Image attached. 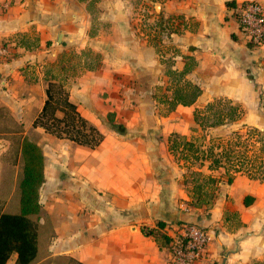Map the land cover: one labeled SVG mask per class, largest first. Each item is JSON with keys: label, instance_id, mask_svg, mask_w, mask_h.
Masks as SVG:
<instances>
[{"label": "crops", "instance_id": "1", "mask_svg": "<svg viewBox=\"0 0 264 264\" xmlns=\"http://www.w3.org/2000/svg\"><path fill=\"white\" fill-rule=\"evenodd\" d=\"M242 1L0 0L7 6L0 8V46L10 50L0 56V187L5 169L20 170L23 140L37 143L40 202L55 232L39 264L59 255L77 264H168L166 246L141 230L159 221L169 234L180 221L208 229L212 239L194 264H264V178L239 172L228 183L225 168L204 164L217 181L206 185L207 203L191 206L168 142L172 134L192 139L196 103L219 97L264 131V44L243 37L233 15ZM86 47L99 63L67 89L104 134L94 148L35 124L47 99L46 66H56L65 49ZM185 83L202 90L196 102L160 113L149 90L170 91V106ZM16 261L14 253L6 264Z\"/></svg>", "mask_w": 264, "mask_h": 264}, {"label": "trees", "instance_id": "2", "mask_svg": "<svg viewBox=\"0 0 264 264\" xmlns=\"http://www.w3.org/2000/svg\"><path fill=\"white\" fill-rule=\"evenodd\" d=\"M90 66L88 69H94ZM47 99L42 111L36 117L35 124L47 132L60 138H68L79 144L92 148L98 146L104 134L91 124L78 111L77 106L70 100L67 86L50 79L46 88ZM202 90L197 85L185 83L173 91V101L170 108L178 104L190 106L196 102ZM61 112L62 116H58ZM112 115V114H109ZM194 121L198 128L205 130L208 127H217L242 120V109L224 97L214 98L204 106L196 107L193 112ZM63 124V125H61ZM245 139L248 141L245 150H236L245 145V139L240 131H234L235 136L225 138L211 137V145L204 148L194 139L185 135L172 134L169 139V150L176 156V149L182 145L180 158L185 162L182 165L188 171L194 161H209L210 169L225 168L226 182L231 183L235 175L243 172L246 160H252L248 153L252 151L254 158H262V170L258 178H264V138L259 136V130L248 129ZM175 135V136H174ZM173 136L176 137L173 139ZM218 142V143H216ZM215 149H219L217 152ZM261 154V155H260ZM255 161L254 159L252 160ZM21 167L18 173L12 170L10 175L3 177L0 187V264H6L14 253L17 254V264H39L43 255L41 239L43 230L51 229L55 235L52 221L47 210L40 202V188L44 183V154L41 147L28 139H24L21 148ZM261 168V166H259ZM250 171V169H248ZM187 171V170H186ZM192 176L196 180L192 193L196 195L191 206L200 207L202 202L207 203L209 192L208 183H215L217 178L203 173L201 168L183 173L184 182ZM254 177L253 175H249ZM204 181V182H203ZM208 197V198H207ZM194 203V204H193ZM166 223L159 221L157 227H141L142 232L153 237L160 247L167 246L170 236L167 234ZM48 255V254H47ZM74 259L69 256H55L46 260V264H60V261Z\"/></svg>", "mask_w": 264, "mask_h": 264}, {"label": "rangeland", "instance_id": "3", "mask_svg": "<svg viewBox=\"0 0 264 264\" xmlns=\"http://www.w3.org/2000/svg\"><path fill=\"white\" fill-rule=\"evenodd\" d=\"M59 61L58 64L56 66H46L45 71H46V77L49 79H52L53 81L57 82V83H62L64 85H66L67 87L70 86V84L72 83L73 80L76 79L77 76H79L82 71H85L88 67L90 66H96L99 63V53L95 50H93L91 47H86L81 53H76V51L74 49H65L64 51H61L59 53ZM62 59V62H61ZM170 78L173 79V81H176L174 76H170ZM126 82V81H125ZM150 94L152 96L155 97V99L158 100V110L160 111V113L163 114H167L168 112H170L171 108L170 106L167 104L166 100H164L166 98V96L168 94H170V91H166L164 90L163 86H156L155 88H153L152 90H149ZM129 92V91H127ZM209 101H211L210 99L208 101H199L196 103V107L197 106H204L205 104H207ZM58 116H62L61 112H57ZM109 119V118H108ZM110 121V119H109ZM63 125V124H61ZM195 125V124H194ZM256 127H252L247 125L246 123H244L243 120L239 121V122H235V123H228L227 125H223V126H217V127H208L205 130L202 129H198L197 132L194 134V136H192V139H194L196 141L197 144H203L204 148H207L211 145L210 142V138L211 137H216V136H222L225 138H229V136H235L233 134L234 131H240L243 136L244 139L245 137L248 135L247 131L248 129H255ZM259 130V136L264 138V131L263 130ZM175 136V135H174ZM173 136V139H175L176 137ZM245 145L244 146H238L235 149L236 150H245V148L247 149H251L250 147H247L246 144L248 143V141L245 139ZM218 143V142H216ZM182 145H180L178 147V149H176V156L174 154H172L173 159H174V163L179 165H184L185 162L180 158V150H181ZM216 152L219 149H215ZM250 156H252V158L250 157V159H254L255 161L253 162L252 160L250 161L249 159L246 160L247 163H245L246 167L243 168V172L248 174V175H253L254 177H259L260 176V172L262 170V158H254L252 154V151H249L248 153ZM261 155V154H260ZM264 156L263 154L261 155V157ZM156 160H160L161 157L157 156L155 158ZM201 160L198 161H194V163H192L190 170L188 171L187 168H184L183 166V173L184 172H188V174L190 175L191 170H197L199 168H202L201 166ZM204 164H209V161H204ZM259 166H261V168H259ZM250 169V171L248 170ZM12 170L15 171V168H7L5 169V174L10 175L12 173ZM187 170V171H186ZM188 180L185 182V189L186 191L190 194V202H196L194 201V197L196 195H194L192 193V190L194 188V186H196V180L192 177V176H188L187 178ZM183 180L184 177H183ZM204 182V181H203ZM209 197V195H208ZM207 197V198H208ZM194 204V203H193ZM202 204H204L202 202ZM2 205V204H1ZM0 205V208H1ZM51 229L48 230H43L42 232V239H41V247L44 253L47 254L48 252V245L51 241V239H53L54 235H51ZM60 264H77L76 262H72V261H68V260H63L60 261Z\"/></svg>", "mask_w": 264, "mask_h": 264}, {"label": "built area", "instance_id": "4", "mask_svg": "<svg viewBox=\"0 0 264 264\" xmlns=\"http://www.w3.org/2000/svg\"><path fill=\"white\" fill-rule=\"evenodd\" d=\"M6 5H0L5 8ZM233 15L246 41L254 47L264 44V3L259 0H244L233 9ZM9 48L0 46V56L7 57ZM188 210L187 203L182 204ZM170 236L168 245V264H194L202 259L211 241L208 229L197 223L180 221Z\"/></svg>", "mask_w": 264, "mask_h": 264}]
</instances>
